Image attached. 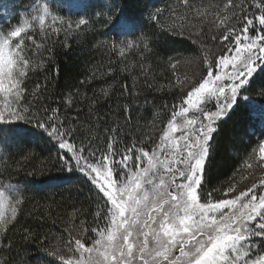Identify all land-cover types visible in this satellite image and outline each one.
Listing matches in <instances>:
<instances>
[{
	"label": "snow or ice",
	"instance_id": "1",
	"mask_svg": "<svg viewBox=\"0 0 264 264\" xmlns=\"http://www.w3.org/2000/svg\"><path fill=\"white\" fill-rule=\"evenodd\" d=\"M3 7L0 264H264V0ZM89 45L107 62L49 88Z\"/></svg>",
	"mask_w": 264,
	"mask_h": 264
},
{
	"label": "trees",
	"instance_id": "2",
	"mask_svg": "<svg viewBox=\"0 0 264 264\" xmlns=\"http://www.w3.org/2000/svg\"><path fill=\"white\" fill-rule=\"evenodd\" d=\"M173 0H157L158 4H166V3H172ZM27 3V0H0V12H2L4 10L3 6H7L8 8H12L15 7L17 9V11H19L21 9V7L23 6V4ZM74 47H75V43H74ZM101 59L104 60V62H107V57L103 52H97L91 49V46L89 45L87 48H76L75 52L71 54V58L69 57H65V56H59L58 57V62L60 63L61 66V72L59 77H56V72H55V65H50L49 66V73L51 74L52 80L49 83V88H52L53 85L56 86V91L57 93L61 92V91H66L67 89L64 87V85L66 83L69 82V78L72 76H76L77 73H81L84 72L88 63H96L101 61ZM157 72H160L159 68H156ZM76 78L78 79L79 77L76 76ZM38 81L40 83H43V76H40L38 78ZM123 82V81H122ZM160 82L161 83H166V80L163 79V77L160 78ZM130 83V81H129ZM29 87L31 88L32 85H29ZM100 87V82H97L95 84H93L90 88H88L86 91L88 93V95H91L92 92L94 90H97ZM82 91H84V89H82ZM115 102L113 101V104ZM100 111L102 113L108 112V106L107 104L103 105L100 109ZM86 111L84 114L85 115ZM143 117V119L141 120L140 118ZM132 118H133V123L135 124V122L137 120H140L141 123H144L146 120L151 119V112L150 111H146V112H142L140 109H136L133 113H132ZM236 136L237 140L235 141V147H229L227 149V151H221V154L219 156H217L216 161L217 164L219 165H224L226 163H229L232 165V168L235 167V164L238 163V161L235 160V156L236 153L242 152L243 151V147L241 145V142L239 140V137L243 136V139L246 141L248 139V137L246 135H244L243 132L241 131H236L231 122H229L228 125H226L225 127V132H224V142L225 144H232L233 141L230 139L231 136ZM54 151V149H53ZM37 152L39 154V159L37 161L34 162L35 165H39L40 160H43L45 158H47L49 156V152L44 151L43 153L39 152V149H37ZM231 157V159H229ZM227 173L230 174L231 172V168H228ZM225 176H220L219 179H224ZM68 187V186H65ZM83 193L84 196H87L88 192H87V188L85 187L83 189ZM75 193L73 192L72 195H74ZM70 195L69 192L64 191L63 189H51L45 192H41L36 194L35 199L41 201V203L44 202L45 198L48 199H52L54 198L55 200H61V198H68ZM83 197H81L82 199ZM29 207H31V203L29 204Z\"/></svg>",
	"mask_w": 264,
	"mask_h": 264
}]
</instances>
